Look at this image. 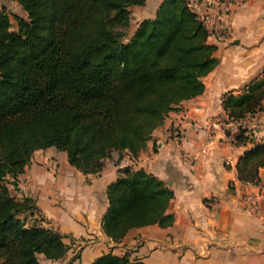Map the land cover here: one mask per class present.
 <instances>
[{"label":"trees","instance_id":"1","mask_svg":"<svg viewBox=\"0 0 264 264\" xmlns=\"http://www.w3.org/2000/svg\"><path fill=\"white\" fill-rule=\"evenodd\" d=\"M16 1L26 17L0 7V264H42L39 255L57 260L68 244L54 229L28 225L31 198L11 194L33 152L54 146L84 174H98L115 150L137 157L170 110L202 93L216 46L188 0H162L127 41L116 28L144 0ZM263 98L264 78L227 94L222 106L238 121ZM248 140L240 127L235 143ZM262 166L264 142L238 159V180L258 183ZM106 195L101 228L113 241L132 227L174 221L166 211L172 189L143 168L123 167ZM90 264L145 263L106 252Z\"/></svg>","mask_w":264,"mask_h":264},{"label":"crops","instance_id":"2","mask_svg":"<svg viewBox=\"0 0 264 264\" xmlns=\"http://www.w3.org/2000/svg\"><path fill=\"white\" fill-rule=\"evenodd\" d=\"M161 2L130 6L135 21L153 17ZM0 7L26 17L16 0H0ZM208 19L209 26L228 27L229 34L207 38L216 46L217 64L202 77L204 90L170 110L137 157L122 151L98 174H84L54 146L33 152L11 194L31 198L28 225L54 229L68 244L57 260L40 255L42 264H90L107 251L145 264H264V166L258 183L239 181L236 171L244 151L264 142V98L260 110L238 121H229L222 106L227 94H240L264 78V0H226ZM240 127L250 132L244 144L234 141ZM125 166L143 168L172 189L166 211L174 221L132 227L113 241L101 219L107 185ZM247 194L259 199L256 208L245 203Z\"/></svg>","mask_w":264,"mask_h":264},{"label":"built area","instance_id":"3","mask_svg":"<svg viewBox=\"0 0 264 264\" xmlns=\"http://www.w3.org/2000/svg\"><path fill=\"white\" fill-rule=\"evenodd\" d=\"M226 0H188V5L191 10L196 14L197 18L205 25L209 31V35L219 36L221 34H229L228 27L223 26L221 29H216L209 26V11L215 8H224ZM251 183V182H249ZM259 196V195H258ZM259 199H255L252 195H244V201L250 208H256Z\"/></svg>","mask_w":264,"mask_h":264},{"label":"rangeland","instance_id":"4","mask_svg":"<svg viewBox=\"0 0 264 264\" xmlns=\"http://www.w3.org/2000/svg\"><path fill=\"white\" fill-rule=\"evenodd\" d=\"M129 10H130V19H129V22H128V26L126 27V26H124V25H119L116 29L118 30V31H120V32H123V33H125V35L122 37V40L123 41H127V39L132 35V28H134V27H137V25H138V23L140 22H138V21H135V10H134V8H130L129 7ZM12 19V23H11V27H15V21H14V19L13 18H11ZM134 32V31H133ZM215 36V35H214ZM51 149H53V150H57V151H59L62 155H63V157H65V152L64 151H61V150H58V149H55L54 147H51ZM122 154H123V152H119V151H113L111 154H110V156L109 157H107L106 159H105V161L106 160H114V159H116V158H119V157H121L122 156ZM38 219V218H37ZM29 220L30 219H28L27 218V221L29 222ZM107 252H111V251H107ZM78 253V252H77ZM76 253V254H77ZM104 253H106V252H104ZM76 254H74L73 255V257H75L76 256ZM103 254V253H102ZM101 255V254H100ZM99 255V256H100ZM126 255V254H125ZM42 256H40L39 255V258H41ZM98 257V256H97Z\"/></svg>","mask_w":264,"mask_h":264}]
</instances>
